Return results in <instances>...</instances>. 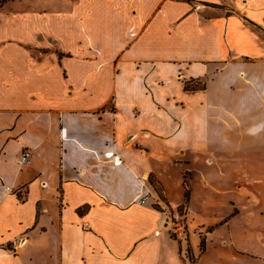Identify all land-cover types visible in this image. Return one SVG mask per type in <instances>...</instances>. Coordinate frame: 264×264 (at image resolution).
<instances>
[{"label":"crops","instance_id":"crops-1","mask_svg":"<svg viewBox=\"0 0 264 264\" xmlns=\"http://www.w3.org/2000/svg\"><path fill=\"white\" fill-rule=\"evenodd\" d=\"M87 3L0 8V264H264V0Z\"/></svg>","mask_w":264,"mask_h":264},{"label":"rangeland","instance_id":"rangeland-1","mask_svg":"<svg viewBox=\"0 0 264 264\" xmlns=\"http://www.w3.org/2000/svg\"><path fill=\"white\" fill-rule=\"evenodd\" d=\"M38 1L40 0H34L33 2L31 0H7L4 8H6V10H11V11H20L22 9H26L27 5L28 4H31V6L33 7H36L37 4H38ZM45 2H47L49 4V7H50V10L51 11H55V12H65L67 15H70L71 13H76V12H79V13H82L83 16H85V12H86V8L89 7L88 3L89 0H81L82 1V5L79 6L78 8H80V11H78L74 6V3L77 2L78 0H44ZM98 3V4H97ZM97 7L98 8V11H97V8L95 10H93L94 13H98L100 14L103 10V7H101V0H94V4L92 6V9ZM77 14V13H76ZM97 20H98V16H97ZM104 21H99V24H103ZM202 82L196 84V83H192V85H187V88L188 87H192V89H194L193 87H200L202 88ZM252 185L254 186L255 185V188L254 189H257V191L259 190L260 192H263L264 193V188L261 186L260 183H255V182H252ZM145 199V198H144ZM173 209L172 208H168V207H165L163 209V212L165 213V216H166V219H167V222H168V215L169 213L172 211ZM186 224H187V221H186ZM169 225V233L171 235V232H170V224L168 223ZM187 237L186 239L184 240H177L175 239L173 236H171L173 239L177 240L179 243H183L185 246L183 247V249L186 251L187 249V246L186 244H188V241H189V237L191 235V231H189V229L187 228ZM246 232L248 233L249 230H246ZM245 238V237H244ZM190 255V254H189ZM191 258V255L189 256Z\"/></svg>","mask_w":264,"mask_h":264},{"label":"built area","instance_id":"built-area-1","mask_svg":"<svg viewBox=\"0 0 264 264\" xmlns=\"http://www.w3.org/2000/svg\"><path fill=\"white\" fill-rule=\"evenodd\" d=\"M30 150L24 149L20 157L17 160V163L21 166L28 163L30 158ZM116 164H119L120 161L118 160V157H116ZM142 203L145 202V199L143 198ZM186 206L182 205L178 208H174L168 215V223L170 224V232L171 236H173L177 240H184L187 237V224H186Z\"/></svg>","mask_w":264,"mask_h":264},{"label":"trees","instance_id":"trees-1","mask_svg":"<svg viewBox=\"0 0 264 264\" xmlns=\"http://www.w3.org/2000/svg\"><path fill=\"white\" fill-rule=\"evenodd\" d=\"M7 2V0H0V8ZM186 198H188V192L186 191Z\"/></svg>","mask_w":264,"mask_h":264}]
</instances>
